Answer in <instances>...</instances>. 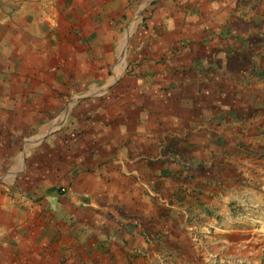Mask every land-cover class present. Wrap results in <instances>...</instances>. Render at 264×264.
I'll list each match as a JSON object with an SVG mask.
<instances>
[{
    "label": "crops",
    "instance_id": "0c3cea01",
    "mask_svg": "<svg viewBox=\"0 0 264 264\" xmlns=\"http://www.w3.org/2000/svg\"><path fill=\"white\" fill-rule=\"evenodd\" d=\"M46 1L0 0V113L17 118L12 137L33 125L19 118L45 96L38 90L41 72L33 71L44 59L50 31ZM170 1L146 29L153 40L148 48L152 56L143 62L142 53L131 56V64L148 67L142 79L132 78L138 89L120 105L112 101L105 110L92 106L95 118L82 126L91 136L87 142L73 139L66 150L59 143L61 159L53 160L43 145L51 144L57 128L46 127L37 142L25 139L23 153L43 159L28 170L31 193L38 197L18 204L2 195L7 187L0 185V264H264V219L250 227L249 218L230 217L227 209L237 198L244 208L264 210L259 205L264 165L256 163L258 131L251 139L252 132L242 130L246 124L251 131L259 108L248 106L251 119L244 121L236 90L208 89L209 83L200 88L196 82L204 76L198 74L190 90L169 89L181 105L158 104L155 97L157 87L182 79L179 66L204 63L194 51L198 48L213 50L207 63L211 72L217 67L222 80L241 85L264 75V0ZM133 25L126 30L124 48ZM178 46L180 54L158 61ZM163 70L169 72L158 75ZM251 90V103L256 104L262 95ZM153 97L154 104L141 105ZM138 98L139 104L134 103ZM169 109L177 113L175 121L161 116ZM38 110L42 115L46 108ZM119 116L122 122L107 124ZM249 139L254 159L230 147ZM13 144L18 143L9 141L5 148ZM18 156L14 153V161ZM218 161L220 166L212 167ZM247 168L255 169L247 174ZM59 183H70L68 203L52 193ZM209 228L212 235H204Z\"/></svg>",
    "mask_w": 264,
    "mask_h": 264
},
{
    "label": "rangeland",
    "instance_id": "374dc122",
    "mask_svg": "<svg viewBox=\"0 0 264 264\" xmlns=\"http://www.w3.org/2000/svg\"><path fill=\"white\" fill-rule=\"evenodd\" d=\"M149 1L151 0L46 1L48 5L50 4V11H47L45 15L47 28L50 31H48L47 38L44 40V44L46 45V49L43 50L44 59L40 63L35 64L33 71L41 72L40 74L44 80L39 81V85H42V88L38 90L43 92L45 96L41 98L42 101L39 105L29 110L28 113L21 114L19 119H27L29 122H33V125H30L28 129L19 130L20 136L18 137L11 136V133L17 132L16 125L14 126L17 118L12 117L11 113H0V185L7 187L3 188L2 195H5L11 201H17L18 204L26 203L28 200H32L33 196H37L36 192L31 193L32 187H30L28 181V170L33 164H42L43 159L42 155L38 156L36 154L33 157V152L31 151L28 152L30 155L23 153L22 148H24L23 143L25 139H27V142L33 140L37 142L39 140L37 135L42 133L46 127H50L51 129L57 128L52 133L54 140L51 139V144L43 146L46 147L45 151L53 154V160L61 159L58 156L60 151H57L59 143L62 149L66 150L65 144L69 142L72 144L73 139L81 142H87L90 139V134L83 127L86 121L95 118V115L91 112L92 106L98 105L99 110H105L111 105L112 101L120 105L118 102L125 95L138 89L136 87V83L138 82L134 81L131 83L132 78L142 79V75L147 73L148 67L142 63L134 65V62V64H131V56L138 52L142 53V59L139 62H143V59H148V57L152 56L151 48H148L153 40L147 35L148 31L146 29L154 23L159 10L164 9L166 4L171 3L170 0H152L151 4L140 15H137L140 9ZM133 21V31L126 42V48H124L122 43L125 39V33ZM39 40L42 43L41 38ZM140 43L142 44L140 45ZM144 43L145 46L143 47ZM194 51L199 54L200 58L197 59L204 63L195 65L191 62L188 65L179 66L178 72L182 79L179 80L178 84L171 85V82H169V85H165L164 83L160 87H157L155 97L159 100L158 104L166 102L172 107L181 105L182 103L178 102L179 99L174 96L172 97L170 90L173 86L185 90L193 87L195 83L193 79L194 74L204 76L202 79H197L196 83L200 84V88H203L204 84L208 85L209 83L208 89L211 87L228 89L229 91L236 90V94L241 96L237 97V99L244 107L243 111H241V118L244 121L251 119L248 106H252L253 104L259 108L258 114L253 116V128L251 131H246V124H244L242 130L247 133L252 132V135L248 136L251 139L256 137L255 130L258 131L257 137L259 138L260 145L259 156L257 154L258 157L256 159L260 161L256 163L264 165V75L258 76L259 78H255L257 80L254 81L250 79L243 80L244 82L241 85L234 80H222V74L219 76L218 72L215 73L214 71L217 67H214L211 72L210 69L212 67H209L207 63L213 50L203 47ZM177 53L180 54L179 46L176 50L170 51V53L162 54L161 59H158V57L157 59L161 62L165 56ZM260 53H264V51L260 50ZM119 58H121V61L123 59V61L120 62ZM150 60L154 61L153 58ZM118 64L119 68H117ZM165 72H169V70H163L158 75H164ZM111 77L116 78V80L110 82ZM146 82L148 85L151 83L149 81ZM103 87H105L103 92L98 94L97 90ZM251 88L253 90L257 88L260 91L259 94L262 95H259L257 99L258 103L256 104L251 103ZM237 90L242 92L238 93ZM173 94L175 93L173 92ZM230 94L233 93L230 92ZM139 99L134 103L139 104ZM154 99L153 97L147 104L141 105L148 107L150 102L154 104ZM43 107L46 108V111L41 115L38 113L40 111L38 108ZM174 111L169 109V112L166 111L161 116L168 115L171 117L170 121H175L177 113ZM122 121L123 117L119 116L114 118L113 121L109 119L107 124H118ZM105 125L106 123L103 126ZM121 125L123 126L124 124L121 123ZM256 125L257 129H255ZM163 134L166 135L165 130ZM251 139L245 142L244 145H241V147H236L234 143H230L232 144L230 147L240 148L241 150H238V153L241 156L245 155L249 159H254L256 151H254L255 147H252L250 144ZM9 141L18 144L17 146L13 144V147L8 145L5 148V145ZM36 144L39 147V144ZM17 147L18 150L15 151ZM37 147H35L36 152H41V149ZM4 150H6V153H10L8 155L6 153L3 154ZM17 152L19 156L17 161H14V153L16 154ZM21 153L23 155L22 159L20 157ZM171 155L173 154L170 153L169 156ZM216 156L218 157L219 155L217 154ZM8 157L13 159L8 160ZM218 166H220L219 161L215 162V165L212 167L217 169ZM254 169L247 168L249 172H245L250 174ZM51 180L53 182L59 181L57 178ZM69 187L70 183H59L56 186H52L54 188L52 193L61 202L68 203V198L70 197ZM37 197L34 199L41 200ZM261 204L264 205V198H260L259 205ZM227 209L230 217L240 216L244 217V219L249 218L251 220L249 222L250 227L256 225L253 224L257 222L255 220L264 219V210L253 207L251 209L249 207L244 208L237 198L232 199ZM218 211L221 210L218 209ZM222 215L220 214V216ZM203 234L211 236L210 228L206 229Z\"/></svg>",
    "mask_w": 264,
    "mask_h": 264
},
{
    "label": "water",
    "instance_id": "95a60500",
    "mask_svg": "<svg viewBox=\"0 0 264 264\" xmlns=\"http://www.w3.org/2000/svg\"><path fill=\"white\" fill-rule=\"evenodd\" d=\"M151 2H152V0L149 1V2H147V3L145 4V6H144V9H145V7L148 6ZM144 9H141V10L138 12V14L140 15L141 12H142Z\"/></svg>",
    "mask_w": 264,
    "mask_h": 264
}]
</instances>
